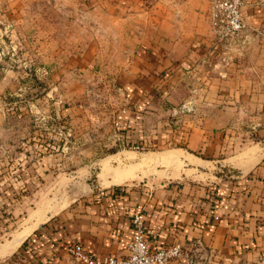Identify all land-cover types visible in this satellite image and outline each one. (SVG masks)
I'll use <instances>...</instances> for the list:
<instances>
[{
    "label": "crops",
    "instance_id": "0c3cea01",
    "mask_svg": "<svg viewBox=\"0 0 264 264\" xmlns=\"http://www.w3.org/2000/svg\"><path fill=\"white\" fill-rule=\"evenodd\" d=\"M37 5L50 19L52 54L33 75L49 84L40 97L36 82L22 90L35 109L18 139L7 91L12 73L0 65V230L19 219L0 243V264H81L72 257L75 244L95 257H124L138 206L152 247L183 246V256L166 264H264V0H244V30L216 45L209 0ZM95 67L100 72L91 75ZM92 79L114 83L120 99L103 113L108 126L84 122L91 112L81 95ZM184 103L192 111L174 115ZM37 132L60 136L62 145L104 147L65 172L67 183L78 178L66 205H37L53 177L42 163L72 158L39 154L30 141L37 143Z\"/></svg>",
    "mask_w": 264,
    "mask_h": 264
},
{
    "label": "rangeland",
    "instance_id": "374dc122",
    "mask_svg": "<svg viewBox=\"0 0 264 264\" xmlns=\"http://www.w3.org/2000/svg\"><path fill=\"white\" fill-rule=\"evenodd\" d=\"M39 9L40 5H37V0H0V65L11 70L12 74L9 76L10 81L7 86V91L12 95L9 105H12L13 107L15 106L13 110L18 116H16L17 120L15 121V127L18 128L13 132L12 139H18L17 136L19 137L20 134L19 126L23 127L28 125L30 121L29 114H31L32 111L34 113L35 109V107H30L28 106L29 104H27L28 98H26V95H28L29 92L27 90L26 92H22V90L27 86H31L32 82H36V91L34 94H37V97H40L41 91H46L47 85L49 84L47 80H42L39 83L35 78V75H33L34 69L40 67L41 63L48 65L49 57L52 54V51L49 48H46L48 44L45 42L47 41L46 36H49L48 31L50 19L41 18L37 14ZM46 9L49 10L48 7ZM45 23H47V25ZM9 26L11 31L8 28ZM44 27L46 28L43 29ZM4 31H6L5 34ZM43 31H46L47 33L45 32V34L47 35L43 34ZM41 43L42 47H40ZM67 52H70V49H63L62 51L63 55ZM62 69H64V67H62ZM57 72L54 73L56 74ZM96 72H100V68L95 67L91 69V75ZM113 84L114 83L112 82L103 83L98 79H92L85 84L88 88L87 90L85 89V94H82L81 97L85 103V107L91 112L89 113V117H86V120L84 121L89 127H96L97 125H101V123L108 126V124H110V119L105 117L107 116V111H113L120 107V99L113 89ZM104 86L109 90L108 96H106L107 92L103 91ZM12 93L21 94L16 96ZM191 111L192 108L189 106L187 110H184L183 112ZM179 112L180 111H173V114L176 115ZM103 113H105V116ZM52 119H49L50 122L48 124L55 123L54 119ZM157 120L162 122L161 117L157 118ZM59 122L60 119H57V123ZM61 123L63 122L61 121ZM37 138H41L39 132H37ZM37 149H40V146H37ZM126 149L129 148L127 147ZM57 150L60 153L58 155L61 157L64 155L65 157L68 156L72 158H65L66 160H63L64 158L51 159L48 164L42 163V169L51 170V175L53 177L49 179L51 193H39L37 195V205L41 201L47 204L57 203L59 205H66L74 199L77 195H73L70 192L67 193V191L71 189L72 181H74L73 184L76 186L77 183L75 181H77L78 178H70L67 183V179L64 177L65 172H70L71 169L79 170L83 165L88 164L83 162L84 157H87L88 155L94 156L93 158L95 159L99 158L104 153V147L102 146L71 145L70 142L60 146ZM98 165L97 161L91 163L93 175L95 171L98 170ZM40 181H37L38 185L40 184ZM44 181L45 180H43V182ZM57 190L60 192L56 193ZM57 196L58 198H56ZM18 220L19 219H14L11 221L10 226L5 229L6 232L4 230L5 233L0 230V243L5 241L13 231H15V228H18ZM7 232H10V234Z\"/></svg>",
    "mask_w": 264,
    "mask_h": 264
},
{
    "label": "built area",
    "instance_id": "2783aa9c",
    "mask_svg": "<svg viewBox=\"0 0 264 264\" xmlns=\"http://www.w3.org/2000/svg\"><path fill=\"white\" fill-rule=\"evenodd\" d=\"M211 5V30L215 45L224 43L238 36L246 24L241 12L244 0H209ZM186 103L179 105L174 111L187 110ZM42 141L56 142L57 148L49 146L46 150L40 148V153L57 150L62 145L59 137H52L45 133L40 135ZM134 232L127 249L128 254L124 257L115 255H102L95 257L85 251L81 245L75 244L72 249V257L81 264H166L171 260L178 259L184 254L183 246L179 242L169 245L152 247L150 238L145 231L142 206L132 215Z\"/></svg>",
    "mask_w": 264,
    "mask_h": 264
},
{
    "label": "bare ground",
    "instance_id": "6f19581e",
    "mask_svg": "<svg viewBox=\"0 0 264 264\" xmlns=\"http://www.w3.org/2000/svg\"><path fill=\"white\" fill-rule=\"evenodd\" d=\"M128 153V152H127ZM171 154H172V151H171ZM174 154V153H173ZM128 155V154H127ZM176 155V154H175ZM171 157H172V155H171ZM175 157V156H174ZM176 159H177V157H175ZM112 159V158H111ZM163 159V158H162ZM161 159V160H162ZM115 160V159H114ZM165 160V159H164ZM168 160V159H167ZM175 160V159H174ZM173 160V161H174ZM108 161V160H107ZM105 162H106V160H105ZM105 162H104V164H105ZM107 167H109V166H107ZM106 171V170H105ZM108 171V170H107ZM106 171V172H107ZM115 171V170H114ZM118 172V171H117ZM112 174H114V173H112ZM122 174V173H121ZM129 174V173H128ZM123 176V175H122ZM116 181V180H115ZM51 193V192H50ZM56 198H58V196L56 197ZM47 200V199H46ZM41 201V200H40ZM39 201V202H40ZM49 201V200H48ZM42 202V201H41ZM44 203V202H43ZM59 203V202H58ZM49 205V204H48ZM40 206V205H39ZM39 206H37V208L39 207ZM57 206H61V204L59 205V204H57ZM43 208V207H42ZM48 210V209H47ZM36 217V216H35ZM33 218V217H32ZM28 220V219H27ZM31 225V224H30ZM29 227V226H28ZM31 227V226H30ZM34 228V227H33ZM32 229V228H31ZM28 230H30V228L28 229V228H26V229H23V230H21L20 232H17V233H15L14 234V243L15 244H17L25 235H26V233L28 232ZM12 246H13V244H12Z\"/></svg>",
    "mask_w": 264,
    "mask_h": 264
},
{
    "label": "trees",
    "instance_id": "16d2710c",
    "mask_svg": "<svg viewBox=\"0 0 264 264\" xmlns=\"http://www.w3.org/2000/svg\"><path fill=\"white\" fill-rule=\"evenodd\" d=\"M31 144H37V146H40L41 149L46 150L49 146H52L53 148H57V143L56 142H48V141H42L39 138H37V143L34 140V137L31 138ZM118 188H113V191H116Z\"/></svg>",
    "mask_w": 264,
    "mask_h": 264
}]
</instances>
